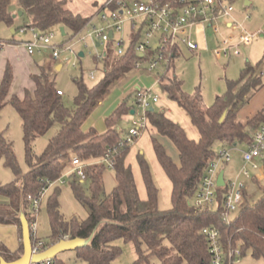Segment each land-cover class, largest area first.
<instances>
[{
    "label": "trees",
    "instance_id": "16d2710c",
    "mask_svg": "<svg viewBox=\"0 0 264 264\" xmlns=\"http://www.w3.org/2000/svg\"><path fill=\"white\" fill-rule=\"evenodd\" d=\"M11 3L12 0H0V23L10 25L19 17L18 12H22V16L26 14L29 17L27 27L42 33L59 27L63 28L64 36L67 30L74 35L90 19L73 15L64 0H16L17 14L10 9ZM101 8L102 5L96 12ZM136 42L137 36L132 35L122 56H116L113 41L109 42L106 56L102 60L96 59L97 66L98 62L101 63L103 78L92 87L83 81L77 82L78 93L71 108L64 106L62 92L44 69L31 77L33 91L25 90L22 98L11 96L7 99L13 77L11 68L5 67L0 82V112L8 103L21 120L28 171L21 173L11 142L0 132V158L14 175L11 183L0 185V196L6 199L5 203H0V224L15 225L20 238L19 249L14 253L0 243V258L11 262L22 255L18 216L22 212L29 220L28 196L35 195L46 180L55 181L61 177L70 158L97 161L111 150L116 185L110 193H103L104 165L87 170L86 186L74 180L70 184L74 198L88 211L86 219L66 221L61 216L56 199L58 190L48 200L51 235L48 242L44 241L46 247L65 237H92L86 247L74 251L76 257L84 264H112L122 253L115 242L122 240L132 245L136 255L134 264H150L152 257L158 264H210L201 230L214 227L218 229L225 249L238 247L241 257L249 250L254 259L264 262V192L256 202L242 203L228 223L221 218L229 189L227 184L216 188L212 203L194 206L204 171L216 160L217 153L229 151L237 145H244L247 149L252 144L254 132L264 124V106L245 122L238 118L239 111L264 85L261 74L264 62L246 64L237 80L226 81L225 92L217 96L209 107L203 104L199 93L190 96L182 91V81L176 77L171 63L164 69L158 88L187 114L199 133V140H190L182 127L169 120L163 110H148L149 125L174 145L179 159L175 164L160 142L152 138L156 159L172 185L170 208L160 210L159 190L144 155H137V163L146 200L139 198L131 168L125 164L131 145L137 139L132 144L126 143L119 123L132 115L137 90H133L105 120L104 133L82 130L83 123L96 106L133 69L134 64L146 60L145 56L135 52ZM54 127L56 132L43 153L35 155L32 151L34 140ZM217 142L220 143L218 151L214 149ZM253 180L259 182L255 178ZM30 238L33 244L32 236ZM41 264L64 263L56 257Z\"/></svg>",
    "mask_w": 264,
    "mask_h": 264
},
{
    "label": "rangeland",
    "instance_id": "374dc122",
    "mask_svg": "<svg viewBox=\"0 0 264 264\" xmlns=\"http://www.w3.org/2000/svg\"><path fill=\"white\" fill-rule=\"evenodd\" d=\"M64 1L66 8L73 15L88 18L95 15L97 8L101 6L105 0ZM129 1H139L143 4H148L151 0ZM244 1L245 0H235L233 2V17L238 23L243 24L247 32H260L262 34L261 40L264 42V0H247L250 2V5L246 7L244 6ZM10 6V9L15 8L16 1L12 0ZM28 24L29 17L26 14L21 17H17L10 25L0 23V42L7 45L8 42L19 44L20 42L29 41L31 39L30 32H20V29L27 27ZM128 27L129 23L124 24L122 27V33L115 35L117 40H119V38L123 39L124 50H126L129 46ZM59 29V27L51 29L53 34L52 43L56 45L68 42L73 36L68 30L65 31L66 35L62 36ZM86 34L87 30L83 29L76 37V40H81V42H76L75 40L73 41L72 50L76 56L79 53L83 54L82 58L77 57L74 59L75 67H62L58 71H56L53 67L49 70V72H47L50 75V78L54 80L55 87L62 92L61 100L64 106L68 108L73 106L74 97L78 93L76 85L77 82L83 81L84 84L92 87L103 78L101 63L98 62V66L96 65L95 50L92 44L88 40H82ZM205 36V40L207 41L206 43L202 37H198L197 34L196 36L194 35V40L198 43L200 51L203 52L191 54L184 51L182 55L176 57L172 61L171 66L173 67L172 70H174L176 77L182 81V91L190 96L199 93L202 97L204 105L209 107L214 103L217 96H220L225 92L226 81L233 80V68L235 69L234 71H236L234 79H238L246 59H249L250 64L254 65L253 55L250 53L249 48L251 47V44H255V42L259 39L257 40V38H255L250 45L241 47V54L239 56L232 55L230 58L217 59L211 52L217 47V41L213 32L210 29H207ZM97 51L102 53L103 46H99ZM49 53H47L48 57L50 56ZM34 54H36V52ZM261 69H263V66H261ZM17 73V78L11 86V93H17L25 86L23 71L19 69ZM90 74L93 75V79L90 78ZM150 75L151 77L144 71L131 70L124 76L123 80L125 84L129 85L132 84V82H135L136 86H144L143 88H151L152 85H154L155 89L152 90L151 96H157L159 101L158 103H150V108L157 110L162 109L164 111L163 106L167 104L168 101L157 86L158 79L162 75V72L156 70ZM127 95L128 93L121 90L119 86L113 88L106 99L96 106L90 117L83 123L82 130L87 132L93 129L97 133H104L106 131L105 120L116 110L119 100L125 98ZM133 112L135 113L134 115H129L119 123V127L124 137L131 127V121L137 118L136 113H142L135 103L133 105ZM128 119L130 120L128 121ZM0 132L9 142H11L21 173H26L28 171V167L25 162V144L23 140L21 120L15 109L8 103L0 112ZM55 132L56 127L49 130L44 136L34 140L32 143V151L35 155L38 156L43 153L49 140ZM166 143V147H168L166 149L171 151L169 148L171 147L173 152L176 154V148L171 144V142ZM219 145L220 143H215L214 149L216 151L219 150ZM245 149L244 145H237L235 148L229 150L231 159L230 163H228L226 167L219 169L220 172L224 171V178L226 181L230 180L233 182L237 179L242 164V152L245 151ZM141 150L144 152L145 159L150 166L154 182L159 190L158 208L160 210H167L170 208V181L163 172V169L159 167L157 161L155 160L150 142L146 137L142 143ZM170 155L174 157L173 153H170ZM175 157L177 158V156ZM256 165L258 169L250 170L249 179H241L238 181L243 183L245 186V200L243 203L252 204L256 202L264 192V165H262L261 162H256ZM90 168H92V166ZM70 169V167L65 169L63 173V183L58 182L50 187L41 201L39 212L36 217L35 236L45 242L49 241V237L51 235V228L47 214V204L48 200L52 198L56 190H58L56 199L59 206V212L66 221L74 219L82 221L86 219L88 215L87 209L76 201L71 191V182L73 180L76 182L78 181L72 174H70ZM132 172L135 178L136 186L138 187V192L141 193L144 191V185L139 173V168L136 164H133ZM254 178L259 182L256 183L253 180ZM13 180L14 175L12 170L5 165L3 158H0V185L9 184ZM83 184L86 186L87 182H84ZM115 185L116 182L112 169L105 168L103 172V193H110ZM18 239L19 235L17 227L14 225L0 224V243L3 244L10 252L14 253L19 249L20 244ZM115 244L120 247L122 253L116 260L113 261L112 264H134L136 255L132 245L124 243L122 240L116 241ZM57 259L61 260L64 264H84L76 257L75 252L61 253L57 256ZM149 261L150 264H158L156 258L154 257L150 258ZM237 264H264V262L262 260L254 259L251 256L250 251L247 250Z\"/></svg>",
    "mask_w": 264,
    "mask_h": 264
},
{
    "label": "built area",
    "instance_id": "2783aa9c",
    "mask_svg": "<svg viewBox=\"0 0 264 264\" xmlns=\"http://www.w3.org/2000/svg\"><path fill=\"white\" fill-rule=\"evenodd\" d=\"M234 1L151 0L150 3L143 4L139 1L105 0L101 10L91 16L83 28L87 30V34L82 40H88L92 44L97 60H102L106 56L111 40L116 56H122L126 51L124 50V41L122 38L117 40L115 35L121 34L123 25L129 23V43L132 35H136L137 42L134 50L146 58L144 61L136 62L133 69L149 74L156 70L163 72L180 55L182 48L191 54L197 53L199 45L194 40V35L197 34L204 38L207 29H210L216 38L217 47L211 52L217 59L230 58L232 55L239 56L241 54L240 48L250 45L255 38L259 37L260 33L247 32L243 24L234 19ZM28 31L31 34V39L20 43L28 55L35 52H50V59L54 64L60 61L62 56H67L62 62L63 66L75 67L74 59L77 56L73 52L72 46L74 40L81 42V40H76L80 31L75 33L68 42L60 45L52 43L53 34L51 31L42 33L28 27L20 29L21 33ZM109 33L112 34V37H109ZM3 45L5 44L0 42V47ZM99 46H103L102 53L97 51ZM90 78L93 79L92 74H90ZM136 90V105L142 113H136L137 118L130 123L131 127L125 136V142L129 144H132L134 139H137L141 132L146 129L150 103L153 104L158 101L157 96H151L152 88L145 87ZM111 154L112 151L108 150L97 163L74 157L69 162L67 161L66 165L71 168L70 174L82 184L87 180V170L91 166L104 165L106 168L113 169ZM263 154L264 124L254 132L252 144L242 152V164L237 179L233 182L224 180L229 189L224 202V210L221 213L222 221L228 223L232 215L242 205L245 186L238 181L250 178V170L258 169L256 161ZM230 161L229 151L220 150L217 153L216 160L211 162L204 171V176L194 199V206L201 207L214 201L219 169ZM63 181V175L55 181L46 180L35 195L27 197V201L30 203V215L27 221L30 236L34 240L31 245L32 254H38L48 248L43 240L35 236L36 217L41 201L50 187L58 182L63 183ZM201 235L207 243L210 264H237L240 261V249L238 247L225 249L218 229L205 227L201 230Z\"/></svg>",
    "mask_w": 264,
    "mask_h": 264
},
{
    "label": "crops",
    "instance_id": "0c3cea01",
    "mask_svg": "<svg viewBox=\"0 0 264 264\" xmlns=\"http://www.w3.org/2000/svg\"><path fill=\"white\" fill-rule=\"evenodd\" d=\"M249 5H250V2H249ZM12 12L14 14H17V12H18L17 8L16 7L13 8ZM256 33H260V32H256ZM62 36H64V35H62ZM197 36L198 37H202L200 35H197ZM261 36H262V34L260 33L259 37L257 38V40L258 39L259 40L258 41L256 40L257 42H255V44H253V45L251 44L250 45L251 47L249 48L250 53L253 55V62H254L253 64H256V63H258L260 61L264 62V42H263V40H261L262 39ZM205 38H206V36H204L203 40L206 43L207 41L205 40ZM20 43L17 44V43L10 42V44H9V42H8L7 45H3V47H0V82H1L2 77H3L5 67L7 65L11 68L12 77H13L11 85H10V88H9V95H8L7 99H9L11 96H17L19 98H22L23 95H24V91L25 90L33 91L34 90V84H33L32 80H31V77L34 76V75L40 74L41 69H44L47 72H49V70L51 68H53V67L56 69V71H58L57 70L58 67L60 69L62 67H65V66H63L62 62L67 58V56H62V59L54 64L51 61L50 56L49 57L47 56V53L36 52V54L28 55L26 50H25V48ZM184 51L188 52L186 49L182 48L180 55H182ZM198 52H203V51H200V49H199ZM80 54H82V53H79L77 55L78 58H82L83 57V54H82L81 57H80ZM180 55H178V56H180ZM33 56H34V58H33ZM244 62H245L244 67H245L246 64H250V60L249 59H246ZM244 67H242V68H244ZM65 68H69V67H65ZM19 69H21L23 71V75H24L23 77L25 79L24 80L25 86L23 87V89H21V91L19 90V92H17V93H14V92L11 93V86H12V83L14 82V80L17 78V75H18L17 71ZM132 70H134V69H132ZM234 70L235 69L233 68V80H237V79H234L235 78V74H236V71H234ZM261 71H262L261 74H263L262 78L264 80V66H263V69H261ZM149 76L151 77L150 74H149ZM117 86H119L121 90L126 91V93H128V95L133 90H136L137 88H143L144 87V86H141V87L140 86H136L135 82L134 83L132 82V84H129V85L125 84L123 79H122L121 82H119V84ZM157 86H158V83H157ZM151 88H152V90H154L155 89L154 85H152ZM163 95L165 96V94H163ZM125 98H122V99L119 100L118 106L120 105V103ZM165 98L168 101L167 104H165L163 106L164 107L165 116L169 120H171L172 122H175V123L179 124L182 127V129L185 131L187 137L190 140L198 141L199 140V133L196 130V128L192 125V123H191L189 117L187 116V114L175 102L169 100L166 96H165ZM158 101H159V99H158ZM158 101L156 103H158ZM100 103H102V102H100ZM263 106H264V85L253 96V98L250 100L249 104L239 111L238 118L241 121L245 122V121L249 120L250 118H252ZM206 107H208V106H206ZM131 114L133 115V111H132ZM129 120L130 119H128V121ZM145 137L150 142L152 153H153L156 161H157V159H156V156H155V153H154V149H153V145H152V138H156L160 142V144L163 146L166 154L173 160V162L175 164L179 163L178 151L176 150V154H175V152H173L171 147H169L171 149V151H168V149H166V148H168V147H166L167 146L166 142L170 143V141L167 138L161 137L160 135H158L156 130L153 127H151L149 125V123H148L146 129L141 132V134L139 135L137 140L131 145L130 151H129L126 159H125V164L131 168V171H132V168H133V164H136L138 166L137 155L139 153L144 155V152H142L141 148H142V143H143ZM219 149H220V145H219ZM169 152L173 153L174 157L172 155H170ZM175 156H177V158ZM144 157H145V155H144ZM98 161L99 160L90 161V162L91 163H97ZM256 162H261L262 165H264V154ZM157 163H158V161H157ZM158 165H159V163H158ZM226 166H227V164L224 165V167H226ZM159 167L161 168L160 165H159ZM138 168H139V166H138ZM221 172H223V178H224V171H221ZM139 173H140V169H139ZM132 174H133V172H132ZM140 176H141V173H140ZM133 178H134V176H133ZM141 179H142V177H141ZM224 180L226 181L225 178H224ZM134 181H135V178H134ZM142 182H143V180H142ZM226 182H230V180H227ZM170 184H171V182H170ZM135 185H136V182H135ZM143 185H144V183H143ZM143 187H144V191H142L141 193L138 192V187L137 186H136V189H137L139 198L141 200H146V198H147L146 190H145V186H143ZM171 193H172V185H171V191H170V194H169V201L171 200ZM243 193H244L243 194V201H244L245 200V191ZM5 202H6V199L4 197L0 196V203H5ZM17 230H18V228H17ZM18 241H19V244H20V238L18 239Z\"/></svg>",
    "mask_w": 264,
    "mask_h": 264
},
{
    "label": "water",
    "instance_id": "95a60500",
    "mask_svg": "<svg viewBox=\"0 0 264 264\" xmlns=\"http://www.w3.org/2000/svg\"><path fill=\"white\" fill-rule=\"evenodd\" d=\"M249 2L245 0L244 6H248ZM18 16H22V12H18ZM15 17V16H14ZM61 35H64L63 28L59 29ZM109 37H112V34L109 33ZM82 54H80V57ZM60 68L58 67L57 70ZM152 110V108H150ZM222 121V118H221ZM225 182L223 178V172H220L217 177V187H224ZM20 226H21V234H22V255L11 262H7L4 259L0 258V264H41L46 261H50L55 259L59 254L64 252H74L78 249L86 247L92 237L88 239L82 238H73V239H61L58 242L52 244L44 251L38 254H32L31 251V238L29 233L28 221L25 218L24 214L21 212L18 216Z\"/></svg>",
    "mask_w": 264,
    "mask_h": 264
}]
</instances>
